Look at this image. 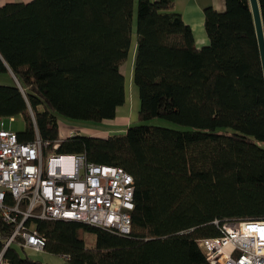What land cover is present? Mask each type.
I'll return each instance as SVG.
<instances>
[{
  "label": "trees",
  "instance_id": "1",
  "mask_svg": "<svg viewBox=\"0 0 264 264\" xmlns=\"http://www.w3.org/2000/svg\"><path fill=\"white\" fill-rule=\"evenodd\" d=\"M264 25V0H259ZM204 9L197 47L173 0H32L0 6V118L22 116L21 142L60 140L134 179L131 232L36 220L45 251L70 264H210L199 240L215 220H264V70L249 0ZM136 25V29H134ZM136 42L138 121L107 138L59 137V116L99 123L127 100L122 66ZM2 83V82H1ZM12 231L0 217L2 238ZM95 237L89 247L86 236ZM11 246L8 264H44Z\"/></svg>",
  "mask_w": 264,
  "mask_h": 264
},
{
  "label": "built area",
  "instance_id": "2",
  "mask_svg": "<svg viewBox=\"0 0 264 264\" xmlns=\"http://www.w3.org/2000/svg\"><path fill=\"white\" fill-rule=\"evenodd\" d=\"M6 120L16 117L0 118V217L12 231L7 238L0 234V264H8L5 253L11 246L45 250L47 239L36 227L40 219L131 232L135 185L129 172L91 162L84 153L61 154L60 140L51 143L37 135L21 142ZM214 223L222 234L199 240L210 264H264V220Z\"/></svg>",
  "mask_w": 264,
  "mask_h": 264
},
{
  "label": "crops",
  "instance_id": "3",
  "mask_svg": "<svg viewBox=\"0 0 264 264\" xmlns=\"http://www.w3.org/2000/svg\"><path fill=\"white\" fill-rule=\"evenodd\" d=\"M31 1L32 0H0V6L7 3H28ZM208 6H212L215 10L219 12L224 11L226 8L225 0H173V12L180 14L183 17L185 23L191 27V29L193 30L195 44L197 47H203L209 43V37L204 26V9ZM135 47L136 42L134 39L133 48L131 49L130 54V61L128 60V62L122 66V73L125 76L126 85L127 81L130 82V84L132 83ZM129 62V73L125 74L123 67ZM128 76L129 79L127 80ZM133 100L134 98L131 100V102H129L127 97L126 103L118 108L117 115L114 119L103 120L102 122L94 123L95 125L91 127H82L81 129L86 131L87 135L89 136L100 138H107L110 135L125 133L129 126L133 125V123H136L138 121L139 108L137 107L136 111V104L132 105ZM134 103H136V101H134ZM62 126L65 127L68 125ZM62 126L59 122L60 139L67 137L70 131H73L72 135L82 134V131L70 127V129L66 131L67 133L63 135L64 133L61 134L60 132L63 128Z\"/></svg>",
  "mask_w": 264,
  "mask_h": 264
},
{
  "label": "rangeland",
  "instance_id": "4",
  "mask_svg": "<svg viewBox=\"0 0 264 264\" xmlns=\"http://www.w3.org/2000/svg\"><path fill=\"white\" fill-rule=\"evenodd\" d=\"M134 29H136V25H135ZM129 61H130V57H129ZM129 65H130V62L123 67L125 74L129 73ZM7 77H9L12 81V78H11L12 76H10L9 74L0 73V84H5V83H3V81H6ZM128 79H129V76L127 77V80ZM126 86H127L128 101L131 102V100L134 98V100L132 101V105L136 104V111H137V107L139 108V104H140L138 88L135 86V84H132V83L130 84V82H128V81H127ZM134 101H136V103H134ZM58 119H59L61 126L62 125H68L65 127L62 126L63 128L61 129L60 132H61V134L64 133L63 135H65L67 133L66 131H68L70 129V127H72V128H76V129L82 131L81 132L82 135L87 136V132L81 128L82 127H91V126L95 125L93 122H87V121H81V120H70V119L64 118L62 116H59ZM139 124L152 125V126H163V127H169V128H180L179 126L175 125L174 123L165 121L163 119H152V120L145 121V122L137 121L136 123H133V125H139ZM6 127L11 128L13 131L21 132L25 129L26 122L22 116H17L15 122L10 123L9 120H6ZM86 244L89 247H93L95 244V237L92 235L86 236ZM20 254L23 257H28L32 260H37V261H40L44 264H70L68 262V260L66 259V257L55 256V255H52L45 250L34 251L31 249H21Z\"/></svg>",
  "mask_w": 264,
  "mask_h": 264
},
{
  "label": "water",
  "instance_id": "5",
  "mask_svg": "<svg viewBox=\"0 0 264 264\" xmlns=\"http://www.w3.org/2000/svg\"><path fill=\"white\" fill-rule=\"evenodd\" d=\"M249 1L253 12L256 33L258 37L261 59L263 64V70H264V25H263L262 13L259 5V0H249Z\"/></svg>",
  "mask_w": 264,
  "mask_h": 264
}]
</instances>
